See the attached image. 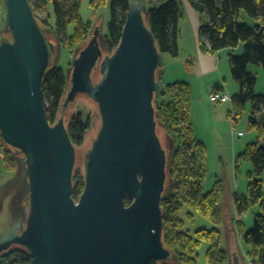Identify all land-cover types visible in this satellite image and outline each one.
<instances>
[{
  "label": "water",
  "instance_id": "1",
  "mask_svg": "<svg viewBox=\"0 0 264 264\" xmlns=\"http://www.w3.org/2000/svg\"><path fill=\"white\" fill-rule=\"evenodd\" d=\"M0 37V130L24 156L29 211L0 237V253L25 246L37 264H158L171 258L164 240L168 155L155 96L163 63L146 22L131 2L122 37L104 54L101 27L73 59L66 109L80 93L98 103L102 126L86 153L85 188L74 196L77 147L68 117L50 123L44 79L56 46L30 0H6ZM100 65L101 77L94 74ZM97 68V69H96ZM130 198L133 202L128 204ZM234 252L233 263L242 264Z\"/></svg>",
  "mask_w": 264,
  "mask_h": 264
},
{
  "label": "trees",
  "instance_id": "2",
  "mask_svg": "<svg viewBox=\"0 0 264 264\" xmlns=\"http://www.w3.org/2000/svg\"><path fill=\"white\" fill-rule=\"evenodd\" d=\"M84 0H30L35 15L45 33L50 29L61 43L69 47L76 44L84 46L91 37V24L86 22L81 13ZM190 5L200 14V48L202 52L211 54L219 53L222 50H236L243 47L242 54L231 53L228 60L231 66V73L240 90L233 97V107L236 120H239L244 106L250 103L252 111L250 113L249 126L257 129L258 139L249 143L237 156L236 163L240 167L244 160L251 162L252 171L248 194L245 196L235 195L234 205L239 215L256 205L262 206V212L256 215L253 228L245 230L243 221L237 218L236 227L240 231L244 241L251 246L250 254L256 257L258 264H264V143L261 137L264 134V94H258L257 75L249 70L250 64L264 67V0H188ZM47 3L52 4L55 21H44L38 11L46 8ZM94 8L103 4L111 5L112 18L109 24V32L105 46L109 53H112L118 46L131 0H91ZM4 3L0 1V31L3 26ZM146 22L156 38V44L164 54L179 56L180 44L178 43L181 34L180 24L184 18L182 0H168L146 10ZM70 24L75 25V29L69 32ZM44 79V93L46 112L50 123H55L65 112L64 99L66 91L69 89V81L65 70L62 67L51 65ZM162 92L155 96L157 122L163 124L168 132L176 139L178 145L174 150V155L169 161L167 169L176 180V173L179 177L197 175L201 177L195 182V186L190 188V194L197 193L191 199L195 206L203 215L211 220L218 219L221 215L219 191L215 187L208 192H203L201 180L203 172L206 171L207 147L206 143L196 138L192 120V87L187 81H176L166 83L162 86ZM218 89V87H217ZM160 97L161 101H158ZM69 134L74 145L81 146L86 141V134L91 128L89 119L84 120L82 114L73 115L67 123ZM0 185L3 170L14 172L17 168L16 157L18 151L8 144L2 136L0 130ZM192 155V162L189 163L194 169L190 174L187 166V155ZM198 165V166H197ZM175 174V176H174ZM197 177V178H198ZM74 196H80L85 188V171L74 174ZM174 189L163 193L162 208L164 211V240L167 247L171 249L169 243L171 232L168 231L167 215L169 207L174 203ZM128 204L133 201L128 198ZM193 204V203H192ZM218 222V220H217ZM168 231V232H167ZM176 240L184 248V253H178V248L174 251L178 254H185V261H190L188 254H195L196 248L204 241L209 243L207 251L209 256H215L214 264H228L229 254L223 249L221 244V231L217 227L207 229L201 227L195 234L186 231H177ZM174 238V237H173ZM179 247V248H180ZM195 263V262H194ZM0 264H37L31 252L25 246L14 245L9 250L0 253Z\"/></svg>",
  "mask_w": 264,
  "mask_h": 264
},
{
  "label": "rangeland",
  "instance_id": "3",
  "mask_svg": "<svg viewBox=\"0 0 264 264\" xmlns=\"http://www.w3.org/2000/svg\"><path fill=\"white\" fill-rule=\"evenodd\" d=\"M4 3L3 26L0 31V37L3 33L6 36L11 37V32L6 28V0H0ZM81 12L85 20H91L90 35L96 28L101 27L100 41L103 46L104 54L109 53L107 46H105L108 32L109 22L112 18L111 5L103 4L94 8L89 0L83 1ZM38 15L44 20L49 22L55 21V14H53V8L51 3H47L46 8L38 11ZM184 21V19H182ZM184 23H182V26ZM188 29L189 27L186 26ZM75 29L74 24H70L69 32ZM50 37L54 40L56 52L54 54L53 66L62 67L65 70L68 81L73 71V59L82 50L83 45L77 46L76 44L69 47L65 43L60 42V38L57 37L50 29H47ZM90 37V38H91ZM200 38V35H199ZM236 54L235 52H233ZM167 60L173 58L171 54H165ZM162 67V66H161ZM161 67L158 69L157 77L161 80ZM249 70L257 75V87L258 92L264 94V67H259L255 64H250ZM101 68L95 72V81L100 80ZM166 84L165 82H162ZM163 89V88H162ZM162 92V91H161ZM215 92V91H214ZM158 101H161L158 97ZM243 109L239 120H236L235 110L232 104V100L225 101H212L211 97L204 101V110L200 114V120L202 119L207 124L208 130L204 135V131H200L201 138L206 142L207 147V160L206 171L203 172V178L201 180V187L203 192H208L213 188H217L220 197V210L221 215L216 220L210 219L203 215L202 212L196 208L195 202L191 199L192 196L198 197L197 193H189L190 188L195 186V182L201 177L197 175L186 177H179L176 173V180H172L169 170L167 174L166 192L169 193L172 187L174 189V203L169 207V213L167 215L168 231L171 232V238L169 243L171 247V258L158 264H214L215 256H209L207 251L209 249V243L203 242L196 248L195 254H188L190 263L185 261L184 248L176 240V232L186 231L195 234L197 229L201 227L212 229L217 227L221 231V246L227 250L229 254L228 264L233 263L234 252L238 253L242 264H258L256 257L250 254L251 246L247 241H244L240 231L236 227L237 218H241L243 221V228L250 230L255 223V217L258 213L262 212V206L256 205L246 210L243 214L239 215L234 205L235 195L246 196L248 194L250 172L252 171V164L249 161L244 160L241 162L240 167L236 163L237 156L246 148V146L258 139L259 132L257 129H251L249 126L250 113L252 106L247 103ZM234 113V117L230 118V114ZM64 114L70 121L73 115L82 114L83 119H89L91 128L86 134V141L83 145L77 146V161L75 165L76 172L85 171L86 153L91 147L93 140L97 137V132L102 126V115L99 110L98 103L87 93H80L66 108ZM200 122V121H199ZM197 122V123H199ZM162 132H164V143L167 147L168 166L169 161L174 155V150L178 143L176 139L168 132L167 128L159 123ZM213 126H210V125ZM203 125V123H202ZM264 143V134L260 138ZM238 140V144L235 142ZM242 142H246L244 145ZM192 155H187V166H189L190 174L194 171L192 166L188 162H192ZM0 158H3V154L0 153ZM24 156L19 153L16 157L17 168L14 172H7L3 170L2 181L0 185V237L11 230V226L18 219H20L19 233L23 230L26 221V215L29 211V183L28 178L25 176L26 164ZM194 163V161L192 162ZM198 166V165H197ZM198 177V178H197ZM193 203V204H192ZM218 220V222H217ZM167 231V232H168ZM174 237V238H173ZM178 248V253L174 251V248ZM180 247V248H179Z\"/></svg>",
  "mask_w": 264,
  "mask_h": 264
},
{
  "label": "crops",
  "instance_id": "4",
  "mask_svg": "<svg viewBox=\"0 0 264 264\" xmlns=\"http://www.w3.org/2000/svg\"><path fill=\"white\" fill-rule=\"evenodd\" d=\"M136 1L142 2L147 9L149 7L158 6L168 0ZM89 2L91 3V0H89ZM131 2H135V0H131ZM182 3L185 14L183 18L184 21L182 20L180 24L181 34L178 41L180 44V55L176 57L173 56V58L167 60V58H165V53L163 54L161 82L172 83L176 81H187L190 83L193 90V104L191 109L194 131L196 138L204 142L203 138L199 136L200 131H204L203 134L206 135V129L208 130L207 124L205 125L204 121L202 119L200 120V114L202 110H204V101H206L207 97L210 98L214 91L219 90L231 96L229 101L232 100L233 104V97L239 92L240 86L231 73L228 56L233 52L238 55L242 54L244 51L243 47H238V49L234 51L231 49L222 50L215 55L202 52L199 42L201 27L200 14L190 5L188 0H182ZM85 21L90 22L91 20ZM182 23H184L183 26ZM186 26H188L189 29ZM256 91L258 94H263V92H258L257 89ZM229 116L231 118V114ZM210 126L213 125L211 124ZM235 142L238 144V140ZM245 143L246 142H242L241 144L244 145Z\"/></svg>",
  "mask_w": 264,
  "mask_h": 264
},
{
  "label": "built area",
  "instance_id": "5",
  "mask_svg": "<svg viewBox=\"0 0 264 264\" xmlns=\"http://www.w3.org/2000/svg\"><path fill=\"white\" fill-rule=\"evenodd\" d=\"M211 100L218 102V101H229L231 99V96H228L224 91H215L211 94ZM234 113H231V117H234Z\"/></svg>",
  "mask_w": 264,
  "mask_h": 264
},
{
  "label": "flooded vegetation",
  "instance_id": "6",
  "mask_svg": "<svg viewBox=\"0 0 264 264\" xmlns=\"http://www.w3.org/2000/svg\"><path fill=\"white\" fill-rule=\"evenodd\" d=\"M99 67H100V65L97 66V68H99ZM97 68H96V69H97Z\"/></svg>",
  "mask_w": 264,
  "mask_h": 264
},
{
  "label": "bare ground",
  "instance_id": "7",
  "mask_svg": "<svg viewBox=\"0 0 264 264\" xmlns=\"http://www.w3.org/2000/svg\"><path fill=\"white\" fill-rule=\"evenodd\" d=\"M8 233V232H7Z\"/></svg>",
  "mask_w": 264,
  "mask_h": 264
}]
</instances>
